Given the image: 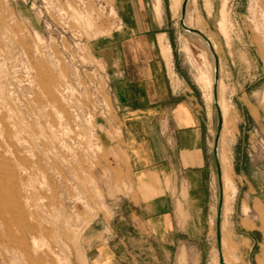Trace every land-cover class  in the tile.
<instances>
[{
	"label": "rangeland",
	"instance_id": "rangeland-1",
	"mask_svg": "<svg viewBox=\"0 0 264 264\" xmlns=\"http://www.w3.org/2000/svg\"><path fill=\"white\" fill-rule=\"evenodd\" d=\"M177 1V15L171 0L160 5L169 18L161 38L202 95L214 148V61L182 28ZM186 20L220 58L222 148L236 188L221 218L225 263L264 264L262 234L241 225L260 223L249 185L264 168V0H191ZM124 22L118 0H0V264H95L97 247L116 257L103 263L220 264L214 154L204 228H181L164 245L138 217L149 196L122 140Z\"/></svg>",
	"mask_w": 264,
	"mask_h": 264
},
{
	"label": "crops",
	"instance_id": "crops-1",
	"mask_svg": "<svg viewBox=\"0 0 264 264\" xmlns=\"http://www.w3.org/2000/svg\"><path fill=\"white\" fill-rule=\"evenodd\" d=\"M118 3L125 21L119 40L120 63H116L121 74L117 90L123 99L120 111L123 146L137 182L149 196L141 200L138 217L166 245L181 228L206 226L203 217L214 172L209 115L202 95L189 84L187 77L177 72L170 45L161 38L168 35L163 26L169 18L160 12L165 0H118ZM171 9L177 15V0H171ZM171 69L176 72L178 86ZM223 130L220 160L228 188L224 212L230 210L236 188L231 157L226 146L222 148ZM224 151L227 164L223 162ZM259 171L262 174L259 181L251 182L249 189L250 195L259 189L250 205H254L260 223L243 218L241 225L247 230L260 231L264 243L261 205H264V168L260 167ZM180 210L188 214L185 223L179 217ZM223 238L224 234L222 241ZM97 250L92 257L95 264H112L103 261L116 258L110 253L106 255L102 248Z\"/></svg>",
	"mask_w": 264,
	"mask_h": 264
},
{
	"label": "water",
	"instance_id": "water-1",
	"mask_svg": "<svg viewBox=\"0 0 264 264\" xmlns=\"http://www.w3.org/2000/svg\"><path fill=\"white\" fill-rule=\"evenodd\" d=\"M189 2L190 0H184L182 4V12H181V18H180V24L182 28L186 32H190L193 34H197L201 36L207 43L209 44V47L211 51L214 54L215 57V83H214V88H215V103L217 107V113H218V128L215 136V147H214V154H215V159L218 167V176H219V186L221 189L220 193V202H219V211H218V249H219V257H220V263L225 264L224 258H223V252H222V234H221V218H222V208H223V184H222V174H221V165H220V159H219V142L221 138V132L223 129V116L220 107L217 104L218 96H217V91H218V85H219V80H220V60L219 57L215 51V48L213 46V43L209 39L207 35H205L201 30L192 28L186 24V15L189 7Z\"/></svg>",
	"mask_w": 264,
	"mask_h": 264
},
{
	"label": "bare ground",
	"instance_id": "bare-ground-1",
	"mask_svg": "<svg viewBox=\"0 0 264 264\" xmlns=\"http://www.w3.org/2000/svg\"><path fill=\"white\" fill-rule=\"evenodd\" d=\"M184 1V0H183ZM191 1V0H190ZM190 3V2H189ZM182 4H183V2H182ZM181 12H182V6H181V10H180V16H179V21H180V18H181ZM188 12V11H187ZM186 19H187V15H186ZM186 21V24L188 25V26H190V24H189V22L187 21V20H185ZM191 27V26H190ZM192 28H194V27H192ZM197 29V28H196ZM200 30V29H199ZM203 32V31H202ZM190 33V32H189ZM204 33V32H203ZM205 34V33H204ZM206 35V34H205ZM203 42H204V44L206 45V47L208 48V50L210 51V53H211V55H212V58H213V61H214V83H215V68H216V64H215V57H214V54H213V52L211 51V49H210V47H209V44L207 43V41H205L201 36H198ZM209 39H210V37H209ZM211 40V39H210ZM211 42H212V40H211ZM213 43V42H212ZM213 46H214V44H213ZM214 48H215V46H214ZM216 51V50H215ZM216 53H217V51H216ZM218 55V54H217ZM218 57H219V55H218ZM219 60H220V58H219ZM214 83H213V90H214V96H213V100H214V103H215V88H214ZM219 83H220V80H219ZM217 96H218V100H217V104H218V106L220 107V109H221V106H220V102H219V85H218V91H217ZM221 112H222V109H221ZM222 116H223V112H222ZM223 127H224V117H223ZM223 130V129H222ZM221 135H222V132H221ZM220 141H221V138H220ZM219 159H220V142H219ZM220 165H221V160H220ZM230 167V166H229ZM231 169V168H230ZM232 172V171H231ZM221 174H222V184H223V208H222V216H223V209H224V206H225V204H224V180H223V173H222V166H221ZM232 174V173H231ZM231 177V176H230ZM232 179V178H231ZM3 206V205H2ZM10 209V208H9ZM8 209V210H9ZM5 211V210H4ZM11 212V211H10ZM9 212V213H10ZM14 213V212H13ZM12 214V213H11ZM221 230H222V225H221ZM221 234H222V231H221ZM262 234V233H261ZM263 237V236H262ZM246 245V244H245ZM222 252H223V241H222ZM218 253H219V249H218ZM223 258H224V261H225V257H224V252H223ZM221 264V263H220ZM226 264V263H225Z\"/></svg>",
	"mask_w": 264,
	"mask_h": 264
}]
</instances>
